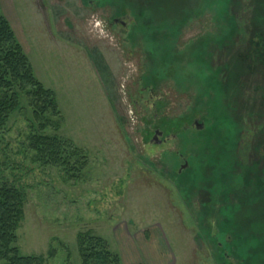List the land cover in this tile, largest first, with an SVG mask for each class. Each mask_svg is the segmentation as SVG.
I'll return each instance as SVG.
<instances>
[{
    "label": "rangeland",
    "instance_id": "obj_1",
    "mask_svg": "<svg viewBox=\"0 0 264 264\" xmlns=\"http://www.w3.org/2000/svg\"><path fill=\"white\" fill-rule=\"evenodd\" d=\"M0 3L56 93L60 126L42 133L88 162L70 179L33 160L23 92L0 126V176L25 197L22 255L81 264L91 231L124 264H264V0Z\"/></svg>",
    "mask_w": 264,
    "mask_h": 264
},
{
    "label": "trees",
    "instance_id": "obj_2",
    "mask_svg": "<svg viewBox=\"0 0 264 264\" xmlns=\"http://www.w3.org/2000/svg\"><path fill=\"white\" fill-rule=\"evenodd\" d=\"M23 92L30 98L34 119L38 122L37 132L29 138L33 160L42 165L60 166L70 179L77 178L88 163L85 152L70 140L42 133L47 127L57 129L60 126L56 93L35 77L28 55L0 3V126H5L10 114L20 108ZM48 113L57 119L46 118ZM24 198L19 188L0 176V261L4 264H45L46 259L56 256L54 248L48 250L46 257L22 255L16 246V231L24 217ZM77 243L81 264H121L120 255L111 250L108 241L91 231L78 233Z\"/></svg>",
    "mask_w": 264,
    "mask_h": 264
},
{
    "label": "crops",
    "instance_id": "obj_3",
    "mask_svg": "<svg viewBox=\"0 0 264 264\" xmlns=\"http://www.w3.org/2000/svg\"><path fill=\"white\" fill-rule=\"evenodd\" d=\"M9 20V19H8ZM121 257V264H124V260H123V257L122 256H120ZM185 258H183L182 260H184ZM126 264H153V263H151L150 262V260L148 259V260H139V261H135V262H130V263H126ZM155 264H167L166 263V259H164V262H160V263H158V262H155Z\"/></svg>",
    "mask_w": 264,
    "mask_h": 264
},
{
    "label": "water",
    "instance_id": "obj_4",
    "mask_svg": "<svg viewBox=\"0 0 264 264\" xmlns=\"http://www.w3.org/2000/svg\"><path fill=\"white\" fill-rule=\"evenodd\" d=\"M195 124L198 129H202L204 127V125L202 123L199 124L197 120L195 121ZM157 133H158V136H162V132L158 131ZM158 136H156V139H155L156 141L158 140ZM157 142L160 143V140Z\"/></svg>",
    "mask_w": 264,
    "mask_h": 264
},
{
    "label": "flooded vegetation",
    "instance_id": "obj_5",
    "mask_svg": "<svg viewBox=\"0 0 264 264\" xmlns=\"http://www.w3.org/2000/svg\"><path fill=\"white\" fill-rule=\"evenodd\" d=\"M114 22H115V23H118V22H120V21L117 20V19H115V20L113 21V23H114ZM111 23H112V22H111ZM125 23H126L125 21L121 22V24H122L123 27H125Z\"/></svg>",
    "mask_w": 264,
    "mask_h": 264
}]
</instances>
